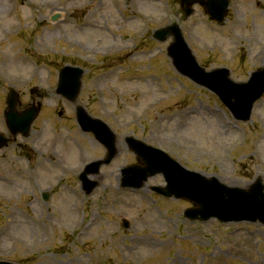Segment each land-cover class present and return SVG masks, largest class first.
<instances>
[{
	"label": "rangeland",
	"instance_id": "1",
	"mask_svg": "<svg viewBox=\"0 0 264 264\" xmlns=\"http://www.w3.org/2000/svg\"><path fill=\"white\" fill-rule=\"evenodd\" d=\"M174 23L208 71L227 68L242 83L264 65V0H231L222 25L197 5L187 18L180 0H0V132L9 136L11 88L22 109L35 100L33 87L45 92L29 137L0 150V261L264 264V225L191 222L183 215L189 203L150 190L165 184L161 175L138 191L120 187L121 168L135 160L124 143L130 135L226 185L264 181V97L251 120L239 122L215 94L181 76L166 56L172 40L153 38ZM68 65L86 70L73 103L56 92ZM78 104L119 139L92 195L79 174L105 150L80 129Z\"/></svg>",
	"mask_w": 264,
	"mask_h": 264
},
{
	"label": "water",
	"instance_id": "2",
	"mask_svg": "<svg viewBox=\"0 0 264 264\" xmlns=\"http://www.w3.org/2000/svg\"><path fill=\"white\" fill-rule=\"evenodd\" d=\"M187 5L186 14L190 16L193 4H200L213 20L223 23L228 13L229 0H181ZM173 35L175 43L169 49V55L174 64L183 74L189 76L199 85L214 91L222 102L233 112L237 119L247 121L251 117L253 106L264 95V68L253 73L246 84H236L229 79L228 70H218L211 73L200 68L196 58L186 43L181 28L176 24L156 32L155 37L162 41ZM84 71L80 68L66 67L60 74L58 92L70 100L77 98L81 78ZM7 113L8 125L16 134L28 135L31 124L35 120L39 108L33 107L23 113L17 111L18 100L15 92L9 99ZM78 122L86 132H94L98 140L109 151L108 158L91 164L82 175L84 190L90 194L97 187V182L90 181L89 174L98 172L103 165L111 163L116 154L115 135L109 127L100 120L92 119L83 109L78 110ZM2 137V136H0ZM3 138V137H2ZM145 167L132 166L124 170L125 185L141 188L149 177L164 174L167 187L153 188L163 196L184 199L192 202L196 208L189 209L185 216L190 220L208 221L217 218L221 222H258L264 224V186L260 179L251 192L238 188H229L216 178L206 179L200 174L190 172L165 152L149 147L144 143H131ZM48 199V195H45ZM129 224L126 223L125 227ZM0 264H12L0 262Z\"/></svg>",
	"mask_w": 264,
	"mask_h": 264
},
{
	"label": "bare ground",
	"instance_id": "3",
	"mask_svg": "<svg viewBox=\"0 0 264 264\" xmlns=\"http://www.w3.org/2000/svg\"><path fill=\"white\" fill-rule=\"evenodd\" d=\"M56 162H58V161H56ZM88 228V227H87Z\"/></svg>",
	"mask_w": 264,
	"mask_h": 264
},
{
	"label": "flooded vegetation",
	"instance_id": "4",
	"mask_svg": "<svg viewBox=\"0 0 264 264\" xmlns=\"http://www.w3.org/2000/svg\"><path fill=\"white\" fill-rule=\"evenodd\" d=\"M15 143V142H14Z\"/></svg>",
	"mask_w": 264,
	"mask_h": 264
}]
</instances>
